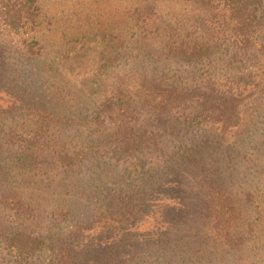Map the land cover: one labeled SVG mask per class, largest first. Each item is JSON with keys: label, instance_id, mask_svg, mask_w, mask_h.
I'll return each mask as SVG.
<instances>
[{"label": "trees", "instance_id": "trees-1", "mask_svg": "<svg viewBox=\"0 0 264 264\" xmlns=\"http://www.w3.org/2000/svg\"><path fill=\"white\" fill-rule=\"evenodd\" d=\"M49 1L54 5V0H0V54L15 61L11 69L23 78L14 90L37 94L39 88L47 94L28 99L25 93L28 100L21 107L23 93L9 92L19 103L0 108V264H77L72 242L92 232L95 223L127 231L137 208H143L134 203L135 196L142 203L150 191L156 192L135 190L131 196L124 193L120 203H102L91 184L92 173L97 175L93 164L88 168L90 183L78 178L91 155L64 137L73 115L85 118L86 108H67L73 99L93 102L90 123L96 135L87 139L89 149L115 144L125 156L161 147V134L146 133L141 121L143 107L159 111L163 132L176 136L177 152L190 155L183 164L197 162L207 176L197 193L215 223L208 233L210 249H218V241L235 248L233 233L239 234L236 242L246 235L257 237L253 223L259 218L244 217L249 209L258 214L264 208V0H112L114 10L85 17L77 9L80 22L94 25L95 35L107 43L91 68L66 54L86 40L84 35L68 37V31L58 29V40L42 38L57 26ZM78 1L65 0L74 6ZM174 2L183 6L178 20L170 14ZM69 23L76 18L71 16ZM122 49H131L137 62H118L115 56ZM51 54L56 58L49 59ZM214 150L233 155L243 167L222 179L218 172L223 158H211L207 166L203 156L198 161L192 157ZM184 170L176 167L172 172L184 178ZM250 176L259 179L263 192L245 187L244 178ZM56 181L63 183L62 192L44 189ZM52 196L58 202L48 203ZM44 222L55 229L42 230ZM61 222L67 225L62 234ZM137 241L129 238L116 245L121 264L196 263L189 253L174 256L175 246L165 251L155 239Z\"/></svg>", "mask_w": 264, "mask_h": 264}, {"label": "rangeland", "instance_id": "rangeland-1", "mask_svg": "<svg viewBox=\"0 0 264 264\" xmlns=\"http://www.w3.org/2000/svg\"><path fill=\"white\" fill-rule=\"evenodd\" d=\"M111 1L112 0H79L75 6L69 2H65V0H54V5L50 6L51 2L49 1L48 5L54 12V20L57 22V26L54 27L53 30L44 32L42 38L48 43H52L51 41H54V39L58 40L62 35V32L58 29L68 31V37H80L84 35L86 40L78 42L75 49L73 51H67L68 53L66 54L75 59H82L83 62H86L84 67H93V64L99 61L97 59L98 51L104 48V45L107 43L100 40L99 34L95 35L97 31L93 30L94 25H89L86 22L81 23L80 17L77 16L74 11L77 9L82 10L84 12L82 14L84 17L90 12H94V15L97 13L106 15V13L114 10L111 9ZM118 1L120 3L124 2L121 0ZM114 4L117 5L116 7H119V3ZM171 8H173V10L170 14L174 15V20H178L175 17H180L183 14L178 13L182 10L183 6L178 2H174ZM71 16L76 18V23H69V18ZM61 25L65 29L62 28ZM0 31L2 32L1 28ZM52 34H55L54 37ZM15 38L16 37H13L14 40H17V38ZM97 42L100 46H97ZM105 49L106 54L110 52L109 47L106 46ZM124 50L125 49H122V51ZM115 57H117L118 62H129L130 64H132L133 61L137 62V58L134 57V52L131 49L121 54H116ZM55 58L56 56L54 54L49 56V59ZM9 59L10 58H8V60H6V58L3 59L0 54V71L3 72H0V108L8 106L11 102L19 103V99H14L11 93H15L16 95L23 93L25 99L24 102L20 104L21 107H24L25 101H27L30 96L36 95L42 98H44L43 96H47L46 93L41 92L43 89L39 88L35 91L37 94H34V90L30 89H24L20 93H16L14 89L15 87L20 88L19 83L23 81V78H21L22 75H20V71L18 74L15 71L16 69H11L12 66H10V64L13 65L15 61H10ZM14 67L16 68L17 66L14 65ZM25 93L29 95L28 99H26ZM69 103L70 106L67 108L70 110L76 109L77 106L86 108L83 109L85 114H82V116L85 117L84 119H76L77 115L75 114L71 118V121L67 120L68 123L64 127V137L71 146L77 143L76 147L83 152H89L88 155H91L89 159L86 160V164L81 168L78 178L90 183L88 176L89 174L91 175V171L88 170V168L93 164L94 170L97 173V175L92 173L95 182L91 183L94 186V190H98L95 197L100 199L102 203H109L112 200L113 203H120V197L124 193L127 195L130 194L131 196L132 192L135 190L145 189L156 191L154 194H150V191L144 196L142 203L141 200L138 199V196H135L136 200L134 203H139L140 206L143 204V208H139V210L137 208L135 215L132 216L131 220L127 223V231L119 229V225H117L115 229L107 230V226H104V224L107 223L100 222L92 226L94 227L92 232L87 231V233H89L88 235L85 234L80 240L72 242L73 251L76 255L73 256L77 258V264H121L120 260L116 259L117 254L115 252V247L120 242L129 238L133 239V244L139 243L137 239L140 241L155 239L165 251L168 249L171 251V247L175 246L174 256L179 252L189 253V255L193 256L192 259L196 260L195 264H264V230L263 232H259L262 227L264 228L263 205L259 208L261 213L255 214L252 209H249L244 217V220L259 218L257 224L253 223V229L255 228V231H257V237H249V235H246L247 237L236 242L239 234L233 233L232 236L237 235L233 238L235 248H228L224 246V243L221 244V241H218L216 244L220 245L219 248L210 249L212 246V238L209 237L210 234L208 233L212 232L211 226L215 223L211 217L206 215L202 205L205 200L200 199L197 193L199 184L206 181L207 176L197 169V162L191 164L188 161L187 165L183 164L182 160L190 155H185V157L177 152L176 148L178 142L175 139L176 136L173 134L168 135V133L166 134L163 132L165 122L160 118L159 114L161 113L159 111L143 107L141 121L143 122V128L146 133L148 130L150 134H161L162 140L164 141H162L161 147H151L143 153L125 156L120 155L121 152L119 153L117 151L118 148L115 144H102L98 147L89 149V146L86 145V141L89 137L93 138L96 135V132H94L95 126L90 123V118L92 116L91 106L93 102H89V100L85 99H73L69 101ZM63 104H65V102ZM81 123L83 126H80ZM109 130L110 128H107L105 131L109 132ZM82 131L85 132L83 133ZM101 131L100 129L97 130L99 133ZM218 151L221 152L220 150ZM205 154L207 155L195 154L191 156L196 158V161H198L200 156H203L202 159L205 160L206 158L207 166L211 164V158H223V161L219 163L220 172H218L222 179L228 178V175L234 174L243 167L242 163L232 158L233 155L216 154V150H214L213 153L205 152ZM228 158L233 161L228 162ZM96 159L100 161V165ZM223 163H225V167H223ZM173 164L172 170L176 167L185 169V177L191 180L190 183H188V180L185 181L183 174L179 172L175 174L172 170L169 171L168 175L164 177L161 175L159 178L160 173L168 170ZM194 171L196 172L194 173ZM58 177H60V174L57 178ZM215 178H218V176ZM156 179L160 180L156 181ZM244 179L245 187L257 188L259 192H263V188L260 185L261 182H259L258 178L250 176L249 179ZM37 181H39L38 177ZM153 181H156L155 184L157 187L155 188H153L154 186L152 185ZM160 181H163L164 184L158 186ZM79 183L80 185L83 184V182ZM48 186L44 187L48 192L54 191L56 194L57 191H63L62 182L58 183L56 181ZM89 187H91L90 184ZM50 202L56 203L58 200L57 198L54 199L52 196V198L48 200V203ZM243 221H241V223ZM43 225L44 227L42 230L44 231H48L50 228L49 226L55 229V225H52L51 222H44ZM58 228L61 234L67 231V225H64L63 222H61ZM241 242L242 244H240ZM122 257L123 259L126 258V250H123ZM123 264H127V262L125 261Z\"/></svg>", "mask_w": 264, "mask_h": 264}]
</instances>
